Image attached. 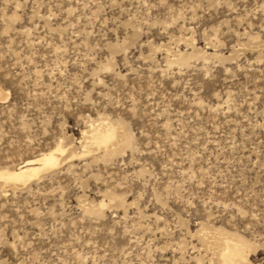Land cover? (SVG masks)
<instances>
[{"label":"rangeland","instance_id":"rangeland-1","mask_svg":"<svg viewBox=\"0 0 264 264\" xmlns=\"http://www.w3.org/2000/svg\"><path fill=\"white\" fill-rule=\"evenodd\" d=\"M0 87V264H264V0H0Z\"/></svg>","mask_w":264,"mask_h":264},{"label":"bare ground","instance_id":"bare-ground-1","mask_svg":"<svg viewBox=\"0 0 264 264\" xmlns=\"http://www.w3.org/2000/svg\"><path fill=\"white\" fill-rule=\"evenodd\" d=\"M8 99L9 93L0 87V104L6 103ZM92 132L90 139L94 145L97 147H105L107 151L112 150L110 147L114 145V142L118 138L117 130L114 126L107 125L104 128L94 129ZM126 140H128V138ZM64 151L63 147L58 145L54 149L40 154L38 158L26 161L24 165L16 169H0V183L26 185L34 179L39 178L43 171L55 168L58 164V155L64 154ZM222 246L224 248L219 256L221 264H236L243 260L245 262V252L246 249L249 248V245L241 238L234 237L230 239L226 237L224 238Z\"/></svg>","mask_w":264,"mask_h":264}]
</instances>
